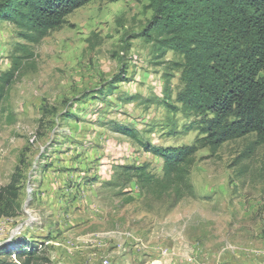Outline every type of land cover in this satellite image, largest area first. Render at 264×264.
<instances>
[{"label":"rangeland","instance_id":"rangeland-1","mask_svg":"<svg viewBox=\"0 0 264 264\" xmlns=\"http://www.w3.org/2000/svg\"><path fill=\"white\" fill-rule=\"evenodd\" d=\"M151 17L149 0H91L37 43L0 19V74L20 57L0 102V187L15 174L19 210L0 217V244L36 245L31 264H264V145L241 157L254 134L198 149L180 199L120 174L161 176L141 143L198 137L168 105L179 57Z\"/></svg>","mask_w":264,"mask_h":264},{"label":"trees","instance_id":"trees-1","mask_svg":"<svg viewBox=\"0 0 264 264\" xmlns=\"http://www.w3.org/2000/svg\"><path fill=\"white\" fill-rule=\"evenodd\" d=\"M91 0H0V19L19 29L25 40L37 43L60 28L66 16ZM151 34L161 49L179 57V89L175 103L182 114L194 117L198 137L189 145L156 147L141 143L145 151L162 158V175L148 171L147 164L121 165L125 183L134 179L141 189L180 199L192 192L189 170L200 148L217 149L226 141L254 134L242 153L248 157L264 145V0H149ZM0 74V102L18 65ZM125 134L131 133L124 131ZM17 178L0 187V217L18 214ZM0 244V256L31 264L37 251L33 244L14 247Z\"/></svg>","mask_w":264,"mask_h":264},{"label":"water","instance_id":"water-1","mask_svg":"<svg viewBox=\"0 0 264 264\" xmlns=\"http://www.w3.org/2000/svg\"><path fill=\"white\" fill-rule=\"evenodd\" d=\"M9 240L5 241L4 243L8 242Z\"/></svg>","mask_w":264,"mask_h":264}]
</instances>
